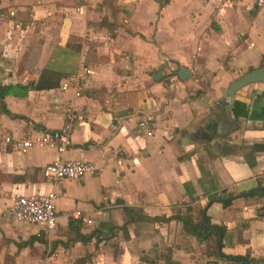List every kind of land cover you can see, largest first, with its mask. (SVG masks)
Returning <instances> with one entry per match:
<instances>
[{
  "label": "crops",
  "instance_id": "1",
  "mask_svg": "<svg viewBox=\"0 0 264 264\" xmlns=\"http://www.w3.org/2000/svg\"><path fill=\"white\" fill-rule=\"evenodd\" d=\"M262 12L205 0H0V84L12 85L0 100V264H35L46 251L92 264H239L233 255L244 254L264 264V193L246 195L264 187V81L220 98L264 63ZM80 61L90 73L74 95L59 84ZM176 64L190 71L185 80L171 73ZM41 73L57 84L16 86ZM67 104L77 119L62 152L20 151L3 139L59 126ZM56 156L98 170L51 180L41 167ZM48 190L52 229L37 234L7 214L16 194ZM212 192L230 194L229 203L206 204ZM174 212L206 214L228 256L207 247L214 232L199 238L168 218Z\"/></svg>",
  "mask_w": 264,
  "mask_h": 264
},
{
  "label": "built area",
  "instance_id": "2",
  "mask_svg": "<svg viewBox=\"0 0 264 264\" xmlns=\"http://www.w3.org/2000/svg\"><path fill=\"white\" fill-rule=\"evenodd\" d=\"M211 9L222 10L226 6L235 4H244L246 7H262L264 0H205ZM90 73V68L86 66L83 61L79 62L78 69L68 77V79L60 82L59 87L64 89L71 87L74 95L79 94L81 84L87 74ZM63 121L54 128L44 129L36 134L27 136H12L4 135L5 141H11L12 145L24 151L32 145L47 146L53 148L56 152H62L69 144L70 132L76 123L77 114L75 110L67 104L63 108ZM143 119L139 123L146 122ZM119 162V159L116 160ZM98 167L89 160L61 158L56 156L50 161L46 162L41 167L43 176L58 180L62 178H81L85 174H94ZM56 193L53 190H48L43 193L34 194H16L6 208L7 214L15 219L25 221L27 223L36 225L38 227L37 234L52 229L55 225L56 209L55 201ZM79 210H72L68 215L73 218H80L87 220L80 215ZM35 264H92L90 259H84L81 263H76L72 259H62L56 261L51 257V253L45 252L39 257Z\"/></svg>",
  "mask_w": 264,
  "mask_h": 264
},
{
  "label": "trees",
  "instance_id": "3",
  "mask_svg": "<svg viewBox=\"0 0 264 264\" xmlns=\"http://www.w3.org/2000/svg\"><path fill=\"white\" fill-rule=\"evenodd\" d=\"M105 23V22H101ZM107 24V23H105ZM108 25V24H107ZM58 76V75H56ZM59 79L58 77H54L52 74L48 73H41L37 78L35 79H27L25 83L23 84H16L17 87L20 88V90L25 93L27 89L33 88V89H43V88H49L52 86H55L57 84V81ZM12 85L8 84H0V100L3 94H5L7 91L11 89ZM255 193H264V187H260L258 189L251 190L246 193V195H252ZM231 195L230 194H219L212 192L208 194V201L206 204L209 203V201L218 200L222 205H227L229 203ZM168 218H175L180 221L182 228L199 237L202 238L204 235L207 234V232H214L215 236L212 239V247L211 251H213L214 255L219 257L226 258L228 255L220 254V251L217 249L216 244V236L218 231L214 228H207L206 224L209 223L208 217L206 214H203V220L199 218L197 221H192L191 214L187 212H174L168 216ZM82 239H86V237L81 236ZM218 245L221 246L220 239L218 240ZM243 258L246 259V264H252L251 259H248L247 254L244 255H233V259L237 260L239 264H243ZM84 259H82L83 261ZM82 261H75L76 263H81Z\"/></svg>",
  "mask_w": 264,
  "mask_h": 264
},
{
  "label": "water",
  "instance_id": "4",
  "mask_svg": "<svg viewBox=\"0 0 264 264\" xmlns=\"http://www.w3.org/2000/svg\"><path fill=\"white\" fill-rule=\"evenodd\" d=\"M166 66V62L163 61L161 62V64H159V66L154 70V72L151 75V78L154 80H158L161 78V67ZM171 73L175 74L176 77L179 80H185L189 75H190V71L184 67L181 64H176V67L171 71ZM253 81H264V63L256 66L254 68L248 69L246 71H244L242 74H240L239 76L231 79L227 86L222 88L220 90L221 92V96L220 98H226L227 101L231 102V98L233 96V93L242 85L248 83V82H253ZM115 201H119L121 202V198H116ZM258 213H264V207L259 208ZM202 220H203V213H202ZM208 226H214L217 230H218V234H217V238H216V244H217V248H219L218 245V240L219 237L221 235V230L220 227L218 225H213V224H206ZM221 254V252H220ZM231 257V256H229ZM243 264H246V259L243 258Z\"/></svg>",
  "mask_w": 264,
  "mask_h": 264
},
{
  "label": "rangeland",
  "instance_id": "5",
  "mask_svg": "<svg viewBox=\"0 0 264 264\" xmlns=\"http://www.w3.org/2000/svg\"><path fill=\"white\" fill-rule=\"evenodd\" d=\"M9 15H11L13 18H15L16 20L19 18V17H16V14L15 13H10ZM23 17H25V15H22ZM261 16H264V12H262V14H261ZM20 19V18H19ZM22 20H24L25 21V19H23L22 18ZM185 206H181V210L184 208ZM196 213V215H198V213H197V211L195 212ZM207 247H212V240L210 241V243L208 244V246ZM200 251V250H199Z\"/></svg>",
  "mask_w": 264,
  "mask_h": 264
}]
</instances>
